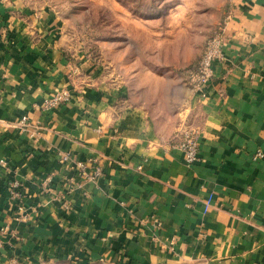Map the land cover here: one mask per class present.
Here are the masks:
<instances>
[{
  "label": "crops",
  "instance_id": "crops-1",
  "mask_svg": "<svg viewBox=\"0 0 264 264\" xmlns=\"http://www.w3.org/2000/svg\"><path fill=\"white\" fill-rule=\"evenodd\" d=\"M217 10L222 58L193 89L185 69L98 63L53 9L0 0V264H264V0Z\"/></svg>",
  "mask_w": 264,
  "mask_h": 264
},
{
  "label": "rangeland",
  "instance_id": "rangeland-1",
  "mask_svg": "<svg viewBox=\"0 0 264 264\" xmlns=\"http://www.w3.org/2000/svg\"><path fill=\"white\" fill-rule=\"evenodd\" d=\"M222 1L24 0L53 9L65 33L98 63L111 67L115 59L121 68L132 61L185 72L224 24L227 14L217 21Z\"/></svg>",
  "mask_w": 264,
  "mask_h": 264
},
{
  "label": "built area",
  "instance_id": "built-area-1",
  "mask_svg": "<svg viewBox=\"0 0 264 264\" xmlns=\"http://www.w3.org/2000/svg\"><path fill=\"white\" fill-rule=\"evenodd\" d=\"M226 18H228V16ZM224 42H225V23L212 37L208 39L204 51L197 64L186 71L187 81L191 88L201 89L207 87L210 84L211 80L214 77L215 63L221 60L222 58V48ZM69 99H70L69 92L66 89H60L55 91L45 101L44 107L51 108L66 103L69 101ZM178 148L182 151L183 159L187 166H190L197 161L198 141L195 133L193 132L185 133L182 140L178 144ZM253 158L261 159L263 158V154L261 152H257L253 156ZM3 164L4 162L0 161V165ZM99 175H100V170L95 169L93 172L89 174V179L95 180L99 177ZM16 188H17V184L13 183L11 187L13 194H15L14 190ZM1 235L2 233L0 232V247L3 245ZM8 264H19V262L15 260H11L8 262Z\"/></svg>",
  "mask_w": 264,
  "mask_h": 264
}]
</instances>
